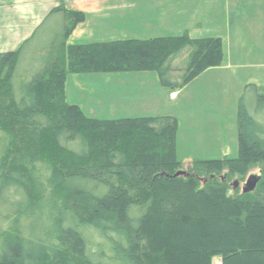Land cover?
Instances as JSON below:
<instances>
[{"label":"trees","instance_id":"1","mask_svg":"<svg viewBox=\"0 0 264 264\" xmlns=\"http://www.w3.org/2000/svg\"><path fill=\"white\" fill-rule=\"evenodd\" d=\"M85 18L60 0L20 49L0 53V264H264V88L239 99L238 157L173 178L176 118H88L67 102V77L151 71L179 90L221 64L222 40L67 46ZM255 167V191L229 196L227 180Z\"/></svg>","mask_w":264,"mask_h":264},{"label":"rangeland","instance_id":"2","mask_svg":"<svg viewBox=\"0 0 264 264\" xmlns=\"http://www.w3.org/2000/svg\"><path fill=\"white\" fill-rule=\"evenodd\" d=\"M63 3L68 9L79 12H82L80 9L82 7L88 14L87 17L84 13L88 26L82 30L81 37L83 38L80 37L77 44L89 45L108 43L113 40H130L125 39L130 38V33L147 38L138 40L153 38V35L141 30L142 26L137 23L141 20V16H130V19L128 15L123 16L114 11L116 6L125 9L137 7V2L63 0ZM196 5L202 10L199 14L195 10L194 15L197 14L196 18L201 17L198 20L194 19L190 25L185 22L178 30L192 26L194 37L220 38L223 45L221 64L208 69L182 89L167 88L169 95L167 105L158 100L157 96L151 100L142 101L136 97L130 108L137 113V115H131L133 117L154 118L171 115L177 119L176 156L183 164L182 170L177 173L184 172L188 175L195 161L238 157L240 149L237 116L239 99L243 95L245 84L252 83L264 88V0H196ZM78 35H81L80 31ZM146 72L158 76L156 72ZM135 73L138 72L79 74L84 76L77 75L75 76L77 78L70 80L69 94L66 92L67 102L79 106L86 117L91 119L112 121L117 120L115 118L121 114L125 117L124 113L128 112L123 113L118 110L121 102L116 104L115 109V103L112 104L106 95L114 96L113 87L119 84L116 82L115 77L117 76L115 75L119 74L118 77H124L121 75ZM173 92L177 94L172 99ZM209 92L214 99L213 109H218L215 114L220 127L213 126L216 123L212 117V108L206 103V96ZM221 102H227L226 107L224 104H218ZM133 117L128 119H136ZM225 152H227L226 155ZM225 175L226 173L222 177ZM253 176H260L259 168H252L244 177L235 176L229 183L227 180L228 195L243 194V188ZM181 177L188 178L189 176ZM201 183L203 187L205 183ZM235 183H239L237 188H235ZM162 192L164 196L170 195L166 189ZM7 228L8 223L0 222V233ZM214 264H221L220 259H215Z\"/></svg>","mask_w":264,"mask_h":264},{"label":"crops","instance_id":"3","mask_svg":"<svg viewBox=\"0 0 264 264\" xmlns=\"http://www.w3.org/2000/svg\"><path fill=\"white\" fill-rule=\"evenodd\" d=\"M128 1L137 2V7L125 9L116 6L114 11L123 16L128 15L129 18L130 16H141V20L137 23H140L139 25L142 26L141 30L146 31L147 34L153 35V38L176 37L181 36L186 32H188L193 39L201 38L193 36L192 26L178 30L183 27L185 22L186 24L188 22V25H190L194 19L198 20L201 17L198 16V18H196L197 14L194 15L195 10H197L198 14L200 10H202L196 5V0ZM59 2L60 0H0V53H10L20 49L26 41L32 38L35 31L42 25L46 18L52 14L55 8L59 5ZM80 9L86 14V16L88 15L84 8L81 7ZM208 10L209 9L207 8V11ZM137 13L140 14L137 15ZM203 13H205V11ZM130 19L129 23H131ZM87 23L88 22L82 23L77 27L74 33L68 38L67 46L80 45L77 43H79L80 37L83 35L82 30L85 26H88ZM79 31L81 32L80 36L78 35ZM130 35V38L125 39H147L142 36H136L135 33H130ZM75 76L77 75H68L67 77L66 85L68 89L66 92L68 94L70 80L77 78ZM115 76H117L115 78L116 82H119V84L117 87H113L112 91L114 92V96L111 97L106 95L107 99L110 100L112 104L115 103V109L117 108L116 104L121 102V106H119L120 109L118 110L123 111V113L128 112L127 114L124 113L125 117L121 114V116H117L115 119H127L133 117L131 115H137L135 111L130 109L136 97L142 101L151 100L157 96L158 100L163 101L165 105L169 103L168 89L161 85L159 77L154 76L153 73L138 72L135 74L121 75L124 77H118L120 76L119 74ZM246 85L248 84H245V86ZM173 93L172 99L177 94L176 92ZM206 103L208 107L212 108V117L216 123V125L213 126L220 127L219 123H217L215 114L218 109H213L212 107L214 105V99L211 92L206 96ZM226 103L227 102H221L218 104H224L226 107ZM133 118L140 117L134 116ZM226 154L227 152H225V155Z\"/></svg>","mask_w":264,"mask_h":264},{"label":"water","instance_id":"4","mask_svg":"<svg viewBox=\"0 0 264 264\" xmlns=\"http://www.w3.org/2000/svg\"><path fill=\"white\" fill-rule=\"evenodd\" d=\"M181 176L194 177L193 175H188L187 173L179 172V173H177L175 176H173V178H179V177H181ZM201 181H203L204 183L207 182V180H201ZM258 181H259V179H258L257 177H255V176L251 177V178L248 180V182H247L245 188H243V193H244V194H248V193H252V192H254L255 189H256V186H257V184H258ZM238 186H239V183H235V188H237Z\"/></svg>","mask_w":264,"mask_h":264},{"label":"bare ground","instance_id":"5","mask_svg":"<svg viewBox=\"0 0 264 264\" xmlns=\"http://www.w3.org/2000/svg\"><path fill=\"white\" fill-rule=\"evenodd\" d=\"M175 176V175H174Z\"/></svg>","mask_w":264,"mask_h":264}]
</instances>
